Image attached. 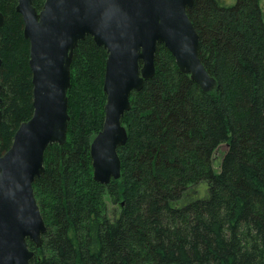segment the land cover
<instances>
[{
    "label": "trees",
    "instance_id": "trees-1",
    "mask_svg": "<svg viewBox=\"0 0 264 264\" xmlns=\"http://www.w3.org/2000/svg\"><path fill=\"white\" fill-rule=\"evenodd\" d=\"M45 0H31L39 12ZM17 0H0V151L33 115L29 42ZM204 92L157 45L154 77L130 95L120 178L93 180L107 53L87 36L73 52L65 144L49 145L32 189L46 232L29 264H264V23L259 0H193L186 11ZM141 65V64H140ZM226 146L220 172L214 151ZM206 183V197L180 204ZM108 205L118 212H109Z\"/></svg>",
    "mask_w": 264,
    "mask_h": 264
},
{
    "label": "water",
    "instance_id": "water-1",
    "mask_svg": "<svg viewBox=\"0 0 264 264\" xmlns=\"http://www.w3.org/2000/svg\"><path fill=\"white\" fill-rule=\"evenodd\" d=\"M192 4L193 0H45L38 12L31 0H17L15 10L29 42L33 115L20 124L11 147L0 151V264H29L34 252L27 241L38 249L46 232L32 184L43 173L46 148L66 141V93L79 42L89 36L107 53L104 120L90 144L93 180L101 185L120 178L117 149L127 141L121 118L130 108V95L155 75L157 45L164 46L178 70L201 90H215L216 81L198 57L199 37L186 13Z\"/></svg>",
    "mask_w": 264,
    "mask_h": 264
},
{
    "label": "rangeland",
    "instance_id": "rangeland-1",
    "mask_svg": "<svg viewBox=\"0 0 264 264\" xmlns=\"http://www.w3.org/2000/svg\"><path fill=\"white\" fill-rule=\"evenodd\" d=\"M220 1L225 6H232L236 3V0H220ZM259 7L261 10L262 19L264 23V0H259ZM226 149L227 148L225 145H221L213 153L212 170L215 174L220 172L221 161L226 152ZM206 189H207V186H206V183L204 182L189 188L188 191L186 192V196L183 198L180 204L190 199H193V198L203 199L207 195ZM108 208L111 214L114 211L118 212L115 206L108 205Z\"/></svg>",
    "mask_w": 264,
    "mask_h": 264
}]
</instances>
